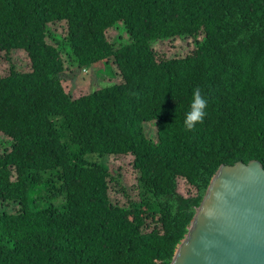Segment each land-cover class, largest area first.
Segmentation results:
<instances>
[{
    "label": "trees",
    "instance_id": "obj_1",
    "mask_svg": "<svg viewBox=\"0 0 264 264\" xmlns=\"http://www.w3.org/2000/svg\"><path fill=\"white\" fill-rule=\"evenodd\" d=\"M176 38L193 47L156 48ZM59 45L110 76L113 59L122 80L73 96ZM0 51V203L19 204L0 212V264H171L220 166L264 165V0H0ZM195 89L207 115L188 130ZM120 155L135 199L108 163Z\"/></svg>",
    "mask_w": 264,
    "mask_h": 264
},
{
    "label": "water",
    "instance_id": "obj_2",
    "mask_svg": "<svg viewBox=\"0 0 264 264\" xmlns=\"http://www.w3.org/2000/svg\"><path fill=\"white\" fill-rule=\"evenodd\" d=\"M171 264H264V165L223 164Z\"/></svg>",
    "mask_w": 264,
    "mask_h": 264
},
{
    "label": "rangeland",
    "instance_id": "obj_3",
    "mask_svg": "<svg viewBox=\"0 0 264 264\" xmlns=\"http://www.w3.org/2000/svg\"><path fill=\"white\" fill-rule=\"evenodd\" d=\"M120 27L121 26L112 27L107 30V36L111 41L118 37L117 35L120 33ZM67 28V23L65 21L50 24L48 40L51 43H55L57 40H63L67 33ZM192 47L193 45L191 43H189L187 40L180 38L158 41L156 43V48L159 51L166 52L169 55H173L176 53L184 54L186 53V50ZM60 49L62 50L61 54H63V57L65 58L66 65L64 84L66 89L70 91L73 96H78L80 94L87 93L93 88L98 87L100 85L117 83L122 80L113 59H111L109 66L115 74H113V76H110L107 74V72H109V69H107L103 64L99 63L86 69L82 68L78 65L76 60L72 59L69 54H66V50H64L61 46ZM5 56L6 53L4 51H0V69L3 75H7L9 73L10 67V62L6 59ZM9 56L12 59V63L15 64L20 71H29L31 69L30 59L24 50H12L9 53ZM147 128L149 135L154 137V125L148 124ZM7 140L8 139L0 131V144H2L3 142L6 143ZM108 163L111 167L112 172L120 173L121 185L124 186L126 188V191L131 194L132 199L137 198V172L132 166V157L122 155L111 156L108 159ZM188 187L189 185L186 184L184 181L180 182L179 189L181 190V192L188 194ZM123 196L124 192L121 190V188L119 186H113L111 190V198H113V200L116 202L127 204L128 201ZM18 208L19 204L17 203H0V212L4 210L15 211Z\"/></svg>",
    "mask_w": 264,
    "mask_h": 264
},
{
    "label": "clouds",
    "instance_id": "obj_4",
    "mask_svg": "<svg viewBox=\"0 0 264 264\" xmlns=\"http://www.w3.org/2000/svg\"><path fill=\"white\" fill-rule=\"evenodd\" d=\"M206 97L200 89H195L192 93L191 110L187 112L185 117V126L188 130H194L197 124H202L207 115Z\"/></svg>",
    "mask_w": 264,
    "mask_h": 264
}]
</instances>
